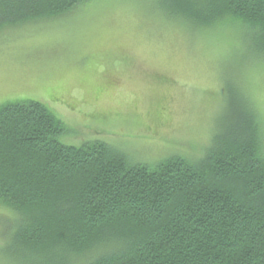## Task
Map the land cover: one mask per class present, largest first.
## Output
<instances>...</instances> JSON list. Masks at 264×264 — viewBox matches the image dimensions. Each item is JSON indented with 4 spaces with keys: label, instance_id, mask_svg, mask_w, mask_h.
Masks as SVG:
<instances>
[{
    "label": "trees",
    "instance_id": "obj_1",
    "mask_svg": "<svg viewBox=\"0 0 264 264\" xmlns=\"http://www.w3.org/2000/svg\"><path fill=\"white\" fill-rule=\"evenodd\" d=\"M98 1L0 0V31ZM154 1L198 32L239 33L245 55L264 60V0ZM220 118L200 154L147 163L105 141L64 143L63 121L39 101L1 104L10 248L26 264H264L263 121L234 82Z\"/></svg>",
    "mask_w": 264,
    "mask_h": 264
},
{
    "label": "rangeland",
    "instance_id": "obj_2",
    "mask_svg": "<svg viewBox=\"0 0 264 264\" xmlns=\"http://www.w3.org/2000/svg\"><path fill=\"white\" fill-rule=\"evenodd\" d=\"M234 33L171 21L154 0L98 1L6 28L0 105L45 104L63 121L67 144L105 141L147 163L200 154L227 107L229 82L251 101L264 134V60L245 55ZM14 228L0 219V264H26L10 248Z\"/></svg>",
    "mask_w": 264,
    "mask_h": 264
}]
</instances>
